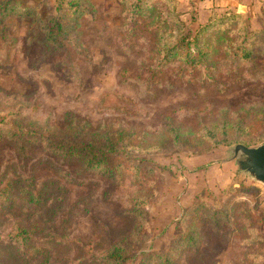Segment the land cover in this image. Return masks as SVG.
Here are the masks:
<instances>
[{
  "label": "rangeland",
  "instance_id": "1",
  "mask_svg": "<svg viewBox=\"0 0 264 264\" xmlns=\"http://www.w3.org/2000/svg\"><path fill=\"white\" fill-rule=\"evenodd\" d=\"M80 1L55 48L36 23L52 0H23L22 7L37 10L0 23V109L18 112L41 138L133 133L138 149L123 158L147 161L154 171L144 172L159 192L137 221L132 201L147 189L129 171L117 180L53 153L42 140L1 139L0 174L57 179L69 189L55 221L69 241L45 243L52 264H104L102 255L138 228L145 240L126 264H156L151 255L168 253L182 235L197 242L174 252L175 264H264V186L230 159L235 145L264 143V35L253 57L240 53L247 31L264 30V0H169L183 33L203 46L202 56H191L195 65L163 56L150 20L134 18L123 0ZM233 16L239 19L226 20ZM218 126L231 145L212 147L199 136ZM171 129L182 144L171 143ZM199 204L204 209L194 212ZM13 223L0 214V236ZM0 264L22 263L0 243Z\"/></svg>",
  "mask_w": 264,
  "mask_h": 264
},
{
  "label": "trees",
  "instance_id": "2",
  "mask_svg": "<svg viewBox=\"0 0 264 264\" xmlns=\"http://www.w3.org/2000/svg\"><path fill=\"white\" fill-rule=\"evenodd\" d=\"M151 2L155 3L150 4ZM22 3L23 0H0V23L8 16L15 14L30 16L37 10L33 7H22ZM123 3L126 11L134 18L150 20L153 33L158 39V51L163 56H167V59L185 58L189 64H197L193 58L190 59L192 54L197 58L202 56L203 46L199 45L198 36L191 37L183 33V27L169 0H123ZM159 4L166 6L167 13L162 7H160L161 13H158ZM81 6L80 0H52L49 8L51 10H47L43 19L36 17V23L45 41L54 48L61 45L70 33L72 18L79 14ZM231 19L239 18L233 16L226 20ZM263 35L264 30L253 33L247 31V47L240 52L243 58L249 60L253 57L255 54L253 50L258 48ZM0 116V123L3 124L0 126V140L4 138L14 143L21 142L20 144L42 140L53 153L74 159L85 169L99 171L117 180L124 177V171H129L131 179L147 189L145 194L137 196L132 201V215L137 221H144L143 207L149 204L152 196L159 190L154 191L150 187L155 183L152 179L149 180L150 174H145L144 171L154 170L146 165L147 161H130L131 156H127V159L123 158L129 151L138 149L139 145L133 133L119 130L85 136L77 132H69L51 133L41 138L39 133L13 109H0ZM6 123L9 124L8 128L5 127ZM218 130H220L219 126L206 128L199 136L208 141L212 147L231 145L223 135L218 134ZM169 135L171 136L169 140L174 146L182 144L179 131L171 129ZM68 196L69 189L57 179L37 181L33 176L21 173L12 177L0 174V214L14 218V223L7 234L0 236V243L13 249L22 264H52L51 251L45 243L64 245L69 241L67 230L55 225L58 215L67 203ZM201 209H204L203 205L199 204L194 208V212ZM140 229L138 228L135 235L121 239L110 247L102 255L101 261L104 264H126L131 260L134 246L145 240L138 233ZM196 242L195 236L182 235L168 253L151 256L156 264H175L174 252L190 249Z\"/></svg>",
  "mask_w": 264,
  "mask_h": 264
},
{
  "label": "water",
  "instance_id": "3",
  "mask_svg": "<svg viewBox=\"0 0 264 264\" xmlns=\"http://www.w3.org/2000/svg\"><path fill=\"white\" fill-rule=\"evenodd\" d=\"M230 154L240 172L264 186V143L256 148L238 144L230 149Z\"/></svg>",
  "mask_w": 264,
  "mask_h": 264
}]
</instances>
